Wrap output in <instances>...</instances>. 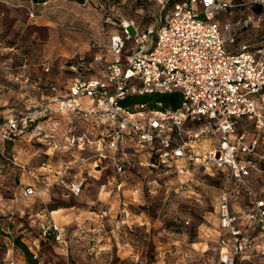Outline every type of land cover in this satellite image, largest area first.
Listing matches in <instances>:
<instances>
[{
	"label": "rangeland",
	"instance_id": "1",
	"mask_svg": "<svg viewBox=\"0 0 264 264\" xmlns=\"http://www.w3.org/2000/svg\"><path fill=\"white\" fill-rule=\"evenodd\" d=\"M45 1L29 10V0H0V264H218L222 232L217 207L228 186L225 176L202 166L191 176H178L173 165L157 163L155 151L134 148L117 152L124 164L122 173L104 159L86 170L77 161L68 163L79 150L74 146L65 149V136L61 140L60 135L50 136L51 130L67 127L70 119L58 103L49 105L45 96L60 98L82 70L77 55L61 57L54 50L51 65L44 56L50 33L56 49L64 31L78 29L63 25L62 20L66 14L78 20L79 10L53 5V30L23 22L31 13H43ZM19 3L20 7L13 5ZM82 3L78 7L83 13L85 8L94 10L102 5V15L114 22L105 27L119 30L121 18L145 28L156 11L148 0ZM12 16L20 19L15 28ZM257 35L256 28L239 32L229 47ZM85 60L91 61L92 55ZM93 66L84 73L102 67L98 63ZM196 125L188 123L186 127ZM238 131L260 132L252 120L243 122ZM205 142L215 145L217 136H208ZM261 147L263 154L264 145ZM88 153L90 159L95 158L94 151ZM78 183L80 191L73 193L71 186ZM252 185L257 197H264V171ZM28 186L36 193L24 195ZM252 205L248 196L232 193L230 206L242 209L237 211L240 214ZM42 220L58 226L59 239L57 231L43 237ZM247 232L252 247L236 264H264V229L249 227ZM17 237L35 254L31 251L28 257L14 242Z\"/></svg>",
	"mask_w": 264,
	"mask_h": 264
},
{
	"label": "built area",
	"instance_id": "2",
	"mask_svg": "<svg viewBox=\"0 0 264 264\" xmlns=\"http://www.w3.org/2000/svg\"><path fill=\"white\" fill-rule=\"evenodd\" d=\"M148 1L156 10L151 23L140 28L121 18L120 34L111 36L109 46H98L95 61L112 51L103 75L74 78L54 101L83 121L107 125L95 140L86 133L78 136L81 147L96 143L95 166L104 159L122 173L124 164L117 152L134 148L155 151L157 163L173 165L178 176L190 175L199 166L209 172L226 171L228 186L217 207L222 232L218 264H236L252 240L237 224L238 215L230 206L232 193L250 197L253 205L245 218L264 229V198L257 197L248 180L252 172L264 171L258 166L264 152L256 161L258 140L246 141L245 132L237 129L241 121L252 120L255 129L263 131L264 142V0ZM249 28L258 29L255 39L229 47L239 32ZM155 91H178L180 106L151 109L146 103L121 104L130 95ZM83 98L90 103H83ZM188 123L197 125L186 127ZM212 135L217 136L216 144L203 148V139ZM65 139L70 144L76 141L69 129ZM80 186L73 184L71 191L78 193ZM33 193L32 186L24 191ZM39 227L43 237L51 231H57V239L61 235L54 222L42 220Z\"/></svg>",
	"mask_w": 264,
	"mask_h": 264
},
{
	"label": "crops",
	"instance_id": "3",
	"mask_svg": "<svg viewBox=\"0 0 264 264\" xmlns=\"http://www.w3.org/2000/svg\"><path fill=\"white\" fill-rule=\"evenodd\" d=\"M39 3V2H34L33 0H29V3L26 5L28 7V9H34L35 5ZM44 6V10L43 13L41 14H37L34 15L33 13H31V17L27 16L26 19L23 20V22L28 25V24H32V25H38V26H46L49 27L50 30H53V21L50 19L52 17L51 14V7L53 5H57V4H61L63 6H72L75 9L79 10V16L78 20H72V16H70L69 14H66L63 16V20L62 23L65 26L68 27H78V29L76 28H72V30H70V28H68L66 31H64L61 34L60 37V46L55 47L56 49H54V46L52 45V38H53V34L50 33V40L46 39L45 41V59L48 60L47 62L51 65V61L53 59L54 55V50L56 51V55H61V57H74L75 55L78 56L79 59V65L78 68L80 70H82V73L80 71L79 75H76L75 77H73L71 79V81L76 78H89V77H99L102 76L104 73V68L105 65L108 61H110L112 59V51L110 50H106L104 53V59L101 61H95L93 59L94 55L97 53L98 51V46L100 45H107L109 46L110 44V39L112 35H117L120 34V30L116 27L113 26H109L107 25V27H105L106 23H110V24H114V22L110 19V17L107 16H103L102 15V8L103 6L100 5V8L98 9H94V10H81V8L78 7V5L83 4L82 2H78L76 1L75 3L69 0H48L45 1V3H43ZM16 7H20L21 4H13ZM37 8V7H36ZM3 14V12L1 13ZM2 16H0L1 18ZM12 23H13V28H15L17 26V24H19L20 19L13 17L12 16ZM83 19V20H82ZM94 48V50H93ZM88 55H92V60L87 62L85 60V56ZM94 63H98L100 64L102 67L97 69L94 72H88V73H84V71H88L90 70V68L94 67L93 64ZM72 68H75V66H71ZM70 81V82H71ZM70 82L67 84L66 89L68 87V85L70 84ZM55 87V86H52ZM66 92V90H65ZM64 95V94H63ZM61 95V96H63ZM56 95L52 96V95H47L45 96V98L47 99L46 102L49 103V105L55 104L56 102L54 101ZM83 103L88 104L90 103V101L87 98H83L82 99ZM52 106H50L49 108L51 109ZM63 110V109H62ZM65 112L67 110H64ZM69 115V124H67V127L62 128L59 132H52L53 130H51V132L49 133L51 137H54V135H60L62 139V137L65 136V131L67 129H69L76 137V141L74 144H70L66 139H62L64 148L65 149H69L71 146H74L78 151L77 155H75L76 157L72 159V157L68 158V163L72 162V161H77V165L80 167H83V169L89 170V166H95L94 163V159H88V161H82L81 158H91L90 153L88 152H95V146L96 143H94V141L92 143H88L85 144L83 147L80 146V139L78 138V136H81L82 134L86 133L88 134L93 140H95V138H97L99 136V134L101 133V130L105 129L107 127V125L105 124H99L95 123L93 121H83L80 118H78L77 113L76 112H68ZM248 120H243L239 123L238 128L241 126V124L243 122H246ZM237 128V129H238ZM241 132V131H239ZM244 132V131H242ZM246 135V141H250L254 138H256L258 140V144L256 147V153L253 158L257 161V155L262 154V152L260 151L259 147L262 148L261 146L264 145L263 141L260 138V132L257 133H252V134H248L245 132ZM207 137H205L203 139V143L202 146L203 148L209 149L211 147H213L214 145H212L211 143H206L205 139ZM205 142V143H204ZM216 144V143H215ZM264 149V147H263ZM70 150V149H69ZM91 160V161H90ZM258 166L259 167H263V163L261 161H258ZM195 170L191 171L192 173L190 174V176L193 174ZM208 171V170H207ZM260 173H256V172H252L251 176L249 177V183L252 185V180L256 177L260 176ZM84 177L80 176L79 181H83ZM253 186V185H252ZM241 196H247L246 194H241V195H236V197H241ZM249 197V196H248ZM250 198V197H249ZM258 198H264L261 196H258ZM251 200V199H250ZM252 203V200H251ZM253 204V203H252ZM252 207V206H251ZM251 207H248L247 209H244L242 214H240L237 211H240L242 209L239 210H234V208H231L232 211H234L237 215H238V221L237 224L239 226L240 229H242L243 232L248 233L247 230L249 229V227L253 228H257L256 224L254 221L248 220L247 218H245V214L250 210ZM49 222V221H47Z\"/></svg>",
	"mask_w": 264,
	"mask_h": 264
},
{
	"label": "trees",
	"instance_id": "4",
	"mask_svg": "<svg viewBox=\"0 0 264 264\" xmlns=\"http://www.w3.org/2000/svg\"><path fill=\"white\" fill-rule=\"evenodd\" d=\"M34 2H41L45 0H33ZM78 2H83V0H76ZM157 102H161L162 106H158ZM136 103H146L151 109H176L180 106L181 96L178 91L173 92H152L145 94H133L126 97L121 101V104L124 106H132ZM215 173L222 174L227 179V173L224 170L214 171ZM14 242L23 250V252L31 257L32 252L28 251V246L21 242L20 238H15Z\"/></svg>",
	"mask_w": 264,
	"mask_h": 264
}]
</instances>
